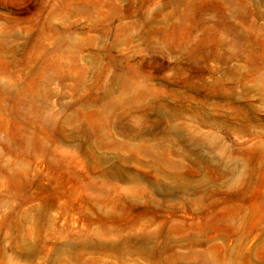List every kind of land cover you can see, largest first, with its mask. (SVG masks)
Wrapping results in <instances>:
<instances>
[{"label":"rangeland","instance_id":"374dc122","mask_svg":"<svg viewBox=\"0 0 264 264\" xmlns=\"http://www.w3.org/2000/svg\"><path fill=\"white\" fill-rule=\"evenodd\" d=\"M0 264H264V0H0Z\"/></svg>","mask_w":264,"mask_h":264}]
</instances>
